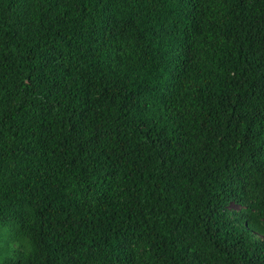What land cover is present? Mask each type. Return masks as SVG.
<instances>
[{"label":"trees","instance_id":"obj_1","mask_svg":"<svg viewBox=\"0 0 264 264\" xmlns=\"http://www.w3.org/2000/svg\"><path fill=\"white\" fill-rule=\"evenodd\" d=\"M0 264H264V0H0Z\"/></svg>","mask_w":264,"mask_h":264},{"label":"rangeland","instance_id":"obj_2","mask_svg":"<svg viewBox=\"0 0 264 264\" xmlns=\"http://www.w3.org/2000/svg\"><path fill=\"white\" fill-rule=\"evenodd\" d=\"M229 205H230L231 207H236V205L233 204V203H230Z\"/></svg>","mask_w":264,"mask_h":264}]
</instances>
